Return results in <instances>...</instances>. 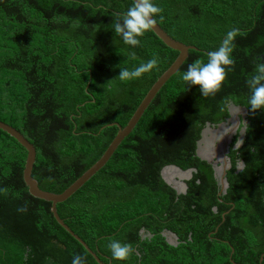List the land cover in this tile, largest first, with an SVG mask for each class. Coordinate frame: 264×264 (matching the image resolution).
I'll return each mask as SVG.
<instances>
[{
    "label": "trees",
    "instance_id": "1",
    "mask_svg": "<svg viewBox=\"0 0 264 264\" xmlns=\"http://www.w3.org/2000/svg\"><path fill=\"white\" fill-rule=\"evenodd\" d=\"M154 2L162 8L158 23L195 47L106 164L59 202L58 212L106 263L264 264V109L252 110L248 103V80L264 59V0ZM132 3L0 0V120L36 146L33 176L45 190L64 191L92 166L178 57L153 29L139 37L138 46L115 33L114 23ZM233 28L239 30L235 63L220 89L204 96L182 75L196 60L207 62V53ZM152 58V70L120 79L121 68ZM226 97L248 106L251 118L240 149L245 168L229 170V203L218 200L216 180L201 166L197 176L209 185L193 183L195 190L177 194L161 176L162 166L168 157L184 168L192 165V159L183 164V157L191 148L193 153L209 114H229ZM27 153L0 128V264H72L77 254L86 264H102L57 221L51 201L30 193L23 176ZM143 225L152 237H142ZM166 227L180 235L179 245L154 243L165 241ZM113 239L131 245L128 259L112 258Z\"/></svg>",
    "mask_w": 264,
    "mask_h": 264
},
{
    "label": "clouds",
    "instance_id": "2",
    "mask_svg": "<svg viewBox=\"0 0 264 264\" xmlns=\"http://www.w3.org/2000/svg\"><path fill=\"white\" fill-rule=\"evenodd\" d=\"M161 12L162 8L156 4L154 0H133L132 5L122 14V17L118 18L114 23V31L122 37L125 44L138 46L141 44L139 37L143 36L146 31L152 29L156 25V16ZM238 31L239 30L235 28L229 30L224 36L220 46L207 53V62L196 60L189 64L182 75L183 81L188 82L192 86L198 85L200 93L204 96L214 94L219 90L226 79L228 71L231 70L229 66L235 63L232 55L234 48L233 41ZM156 65L157 60L152 58L133 69L121 68L119 77L121 80L135 79L140 77L143 73L152 70ZM248 84L251 91V95L248 98L250 108L252 110L264 109V59H261L256 64L255 74L248 80ZM227 101L233 103V105L230 106L232 111L242 106L246 107L247 112H249V107L238 103L237 99H227L226 97L224 99L225 104H227ZM227 134H229L228 129L225 130V135ZM242 143L243 140H238L236 142V147H239ZM18 211H26V208L21 207ZM142 234L144 237V233ZM108 247L114 260L124 261L128 259L133 252L130 244L122 243L116 239L111 240ZM72 264H86V260L83 256L77 254L74 255Z\"/></svg>",
    "mask_w": 264,
    "mask_h": 264
},
{
    "label": "flooded vegetation",
    "instance_id": "3",
    "mask_svg": "<svg viewBox=\"0 0 264 264\" xmlns=\"http://www.w3.org/2000/svg\"><path fill=\"white\" fill-rule=\"evenodd\" d=\"M228 103H229V107H228ZM231 105H233V103L230 101H227V108L229 110V114L224 115L221 119H218V117H216L217 116L216 113L209 114V119L205 120L204 126L199 131V136L195 139V143L192 146L194 147L193 153H192V148L190 146V143H184L183 145L184 147L191 148V149H190L189 154L184 155L183 159L185 160L182 162L183 164H186L187 162H189V159H192V162H193L192 165H190L187 168H184L180 165L181 163L178 164L175 161L176 158L171 159L168 157L170 162L162 166L160 172L163 178H164L163 170L165 167L172 166L171 169L175 168L179 170L180 168L179 171L183 172L182 170H185L187 172L186 175H183V176H181L180 173L178 172H176V174L173 177L168 176L169 178L172 179L171 186L172 185L175 186L174 188L176 189L177 194H182V193L185 194L189 192L191 188H192L191 190H195L192 187L193 183H197L198 185V184H202V182L204 181V183L207 186L209 185L207 184L206 178L202 179L201 177L197 176V174H199V170L201 166L203 167L204 172L208 176H211L213 174L214 179L216 180L217 187H218V191H217L218 200L222 204H225V205L229 203L227 200H225L224 196L226 195L227 190L226 191L224 190L222 182L223 180H225L226 182L229 183V180H228L229 170L232 169L234 165H235L236 172H240L245 168V165H246L244 162L245 160L241 156L240 149L245 144V141L248 136V132L250 131L249 124L251 122V118L249 117V112H247V114L245 115L242 111H240L237 108V111H234L232 113V110L230 108ZM222 124H224V126L226 127H230L229 131H232L231 129L233 128L234 131L230 134V138L224 141L223 144H221V141H219V139L215 135L211 139V145H209L208 138L211 135H213L214 132L216 133L217 130L220 129ZM240 139L243 140V143L239 147H236V142ZM181 152H182L181 154H183V149H181ZM176 157L180 158V156H176ZM198 159H199V163H196ZM228 163H230V167L228 166ZM226 165L228 166V168L225 169V174L221 177V181H222L221 182L220 180H218V173H220V170H222ZM200 194L201 192L199 190H196L193 194V195L199 196V200L197 202L200 201ZM191 199H192L191 197L187 198L188 201H192ZM212 208L214 211L216 212L218 211L217 205H214ZM224 214H225V211H224ZM164 231L167 233V234L164 233L163 235L165 237V241H162V240L154 241L156 245H162V244L164 245L167 242L169 245L177 246L180 244V242H182V240H180V235L176 231L168 227L161 230V233L163 234ZM140 233L142 237H143L142 233H144V235H147L149 237L153 236V233L150 232L148 228H146V226L144 225L143 227L140 228ZM172 233L175 236L170 238V235ZM135 246L137 247L138 244H136ZM136 251L139 254L142 253V251H140L139 248ZM181 253L183 252L181 251L180 254ZM156 264H158V262H156Z\"/></svg>",
    "mask_w": 264,
    "mask_h": 264
},
{
    "label": "water",
    "instance_id": "4",
    "mask_svg": "<svg viewBox=\"0 0 264 264\" xmlns=\"http://www.w3.org/2000/svg\"><path fill=\"white\" fill-rule=\"evenodd\" d=\"M154 32L170 47L177 49L180 53L178 57L175 59V61L158 77V79L155 81V83L152 85V87L149 89V91L144 96L143 100L135 110L134 114L128 121V123L125 126H120V129L118 130L117 135L114 137L112 142L109 144L105 152L102 154V156L91 166L89 167L79 178H77L70 186H68L64 191L60 193L52 192L49 190H45L40 187V184L38 180L33 176V167L34 163L36 161L37 157V150L34 143H32L18 128L14 127L13 125L0 120V128L10 133L12 136L18 139V141L27 149V159L23 171V176L26 184L29 187V191L32 195L35 197H39L42 199H46L52 202V211L54 213L55 218L57 221L65 228L67 229L75 238H77L80 242L84 244V246L89 250L90 253L96 258L97 261H99L102 264H111L106 263L101 260L99 255L89 246V244L84 241V239L81 238L66 222L65 220L60 216L58 212L57 204L59 202L67 200L72 194H74L79 188H81L93 175H95L110 159V157L113 155L117 147L120 145L122 140L131 133V131L134 129L142 115L144 114L145 110L149 106V104L152 102V100L155 98L157 93L160 91V89L164 86V84L171 78L173 74H175L181 65L184 63V61L189 56V51L191 48L195 47L193 45H188L180 40H177L176 38L172 37L157 21L156 25L152 28ZM246 110L243 112L246 115L247 108L244 107ZM234 111H232L233 113ZM230 129V127L222 126L220 129L217 130V132L213 135H211L208 138V144L211 145V139L216 135L219 141H221V144H223L224 141L230 138V134L225 135V130ZM245 135V133H244ZM243 135V137H244ZM242 137V138H243ZM242 140V139H241ZM228 166L230 167V163H228ZM226 165L222 170H220V173H218V180L221 181V177L225 174V169L228 168ZM172 166L165 167L163 170L164 173V179L168 184H172V179L167 176V171L170 170ZM175 169V168H173ZM180 173L181 176L186 175V171L182 170L183 172L175 169ZM222 182V181H221ZM229 183L223 180L222 185L224 190H227V187ZM173 186V185H172ZM175 187V186H173ZM178 188V187H177ZM166 233L165 231L163 234ZM167 234V233H166ZM175 236L173 233L170 235V238ZM264 256V254H263ZM263 256L261 257V260L263 259Z\"/></svg>",
    "mask_w": 264,
    "mask_h": 264
},
{
    "label": "rangeland",
    "instance_id": "5",
    "mask_svg": "<svg viewBox=\"0 0 264 264\" xmlns=\"http://www.w3.org/2000/svg\"><path fill=\"white\" fill-rule=\"evenodd\" d=\"M238 109L240 110V111H242V112H244L246 109L244 108V107H238ZM233 111H237V109H234ZM247 112V111H246ZM247 114V113H246ZM229 130V129H228ZM232 131H229V134L230 133H232L234 130H233V128L231 129ZM80 177V176H79ZM78 177V178H79ZM39 182V181H38ZM26 183V182H25ZM27 185V184H26ZM28 186V185H27ZM29 188V187H28ZM147 235H145L144 237H146Z\"/></svg>",
    "mask_w": 264,
    "mask_h": 264
},
{
    "label": "bare ground",
    "instance_id": "6",
    "mask_svg": "<svg viewBox=\"0 0 264 264\" xmlns=\"http://www.w3.org/2000/svg\"><path fill=\"white\" fill-rule=\"evenodd\" d=\"M167 172H168L167 176L173 177L178 171H176L175 169H170V171H167Z\"/></svg>",
    "mask_w": 264,
    "mask_h": 264
}]
</instances>
